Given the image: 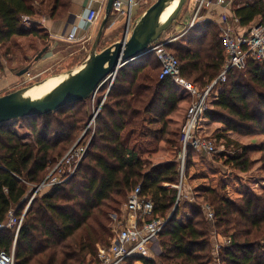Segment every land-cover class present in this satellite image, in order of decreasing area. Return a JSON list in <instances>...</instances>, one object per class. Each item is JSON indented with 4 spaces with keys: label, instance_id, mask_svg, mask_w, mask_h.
I'll return each instance as SVG.
<instances>
[{
    "label": "trees",
    "instance_id": "obj_1",
    "mask_svg": "<svg viewBox=\"0 0 264 264\" xmlns=\"http://www.w3.org/2000/svg\"><path fill=\"white\" fill-rule=\"evenodd\" d=\"M70 2L56 0L48 11L54 18L58 12L66 13ZM34 3L0 0V49L6 47L0 54V71L10 56L8 46L21 37H37L45 43L43 49L49 48L44 30L35 25L26 28L23 23V17L37 18ZM233 14L241 27H248L259 16L264 20V3L237 8ZM166 48L179 61L181 77L202 91L218 78L225 62L219 29L209 20L198 21ZM162 68L150 52L122 67L109 91V83L101 87L98 94L107 95L106 101L96 117L84 159L68 181L40 191L27 211L34 187L47 181L77 133L89 127L91 118L83 108L90 99L50 115L0 125V225L11 212L21 219L26 211L18 233L16 228L0 231V251L11 253L16 246L15 264H85L88 256L96 255L98 244L112 241H108L111 229L107 213L138 186L155 203L154 217L170 216L177 190L165 185L180 181L178 155L186 109L180 118L173 116L193 97L171 78L160 79ZM206 118L222 123L226 133L264 137V63L250 61L245 69L230 71ZM148 123L161 124L152 137L160 144L154 150L131 143L134 136L148 137ZM20 125L34 141L15 131ZM226 144L234 146L233 153H223L219 160L230 171L188 149L185 177L196 200L189 208L191 215L186 217L187 212L181 210L185 205L176 208L160 235L159 261L150 256L141 258L142 264H211L214 230L231 240L221 249L219 263L214 264H264V193L258 196L245 191L235 175L236 171H252V156L259 152L264 179V141L252 149L230 139ZM159 151L165 152L166 161L153 165L152 158ZM205 204L214 210V225L204 215Z\"/></svg>",
    "mask_w": 264,
    "mask_h": 264
},
{
    "label": "built area",
    "instance_id": "obj_2",
    "mask_svg": "<svg viewBox=\"0 0 264 264\" xmlns=\"http://www.w3.org/2000/svg\"><path fill=\"white\" fill-rule=\"evenodd\" d=\"M107 1L104 0L102 9L96 13L93 19L87 22L90 30L100 23ZM154 1L114 0L110 25L115 26L120 19H125L127 23L124 30L126 33L130 32L133 28L136 8L141 10V8L148 7ZM259 1L264 3V0H195V11L186 29L179 35L162 38L149 50V53H155L163 66L160 79L171 78L175 83L185 87L193 97V103L188 109L183 126L181 151L178 155L181 180L176 185H165L167 188L177 190L178 202L182 196L183 185L187 183L185 171L188 149L193 148L204 155H212L217 152L215 140L202 136L200 131L203 128V120L206 117V113L211 109L214 99L219 95L220 86L227 81L230 71L243 70L250 61L264 63L263 18L259 16L248 27H241L238 18L233 14V10ZM200 20H209L216 24L225 53V62L220 75L202 92L197 86L181 77L179 61L166 48L168 44L186 35ZM23 23L26 28H31L36 22L29 17H23ZM68 39L70 41L76 40V31L69 34ZM29 74L26 75L30 76ZM1 80L2 75L0 73ZM113 83L114 79L110 80L109 88L112 87ZM98 114L99 110L94 114L93 122L88 128L93 129V126L95 127V119ZM79 142L66 153L53 172L50 173L47 181L40 186L34 187L35 192L29 200L26 211L40 191L47 187L64 183L72 177L89 148V144L81 145ZM56 172L57 174H55ZM154 212L155 203L153 200L142 194V186L136 187L127 197V202L122 210V217L115 216L110 222L109 227L114 235L111 243L102 245L94 262L85 264H142L141 258L153 255L160 243L161 233L173 216L172 212L166 219L154 217ZM204 212L208 219L214 220L215 213L210 205H205ZM24 215L21 219H17L11 212L8 220L0 225V231L16 228L18 233L22 226ZM230 243L231 240L227 244ZM15 248L14 244L11 253L0 251V264H15Z\"/></svg>",
    "mask_w": 264,
    "mask_h": 264
},
{
    "label": "rangeland",
    "instance_id": "obj_3",
    "mask_svg": "<svg viewBox=\"0 0 264 264\" xmlns=\"http://www.w3.org/2000/svg\"><path fill=\"white\" fill-rule=\"evenodd\" d=\"M156 1V0H155ZM154 1V2H155ZM154 2L150 3V5H148V7H144L143 9L141 8H136L135 10V17L133 20V26L134 24L137 22L138 18L140 17V15L147 9L149 8ZM37 3H41V2H35L34 4L39 6V4ZM53 3V1L50 3H47V6L49 7L51 4ZM41 6V4H40ZM39 8V7H38ZM45 8V7H44ZM195 11V0H188L184 10L182 11L179 19L175 22V24L166 32V36L170 37V35L172 36H176L179 35V33H181L182 31H184L186 29V25H187V21H189V19L191 18V16L193 17V12ZM234 11V10H233ZM220 12V11H218ZM105 11L102 14L103 16L100 23L97 24L94 27V30H92V33H90V38L86 41V42H80L79 44H75L74 47H69L68 49L70 50V52H66L69 56L67 57V59H59V60H55L52 61L49 64H46L45 66H43L42 68H38L36 66V63H34L32 65V59L40 52L41 49L44 48H39L40 45L38 44V42L34 39H31L25 43L22 42H18V43H11L8 47H10V56L9 58H6L4 63V69L0 71L1 75H2V80L0 81V83H2V81H4L1 85H0V96L6 95L8 93L14 92L18 89H21L23 87H26L28 85L40 82L46 78H49L51 76L57 75V74H61V73H65L69 70H71L72 68L80 65L88 56L92 45L95 41L96 35L98 33V30L100 28L101 22L103 20ZM211 18V17H209ZM37 19V18H36ZM34 19V20H36ZM184 19V21L182 22V20ZM212 19V18H211ZM215 19V18H213ZM127 21L125 19H120L115 26L108 25L107 30L105 31V34L101 40L100 46H99V50L105 49L108 46H110L111 44L121 40L123 38V35L125 33V26H126ZM36 25V24H35ZM171 36V37H172ZM41 40V39H40ZM19 45L20 47H14L16 45ZM37 47L38 49L35 50L34 52H31L28 48H33V47ZM14 47V48H13ZM36 49V48H35ZM4 51H6V47L0 49V54H3ZM26 52V53H25ZM15 54V55H14ZM27 58L25 55H27ZM17 55V56H16ZM23 55L25 56L24 60H23ZM16 58V60H15ZM15 60V61H14ZM27 60V62H26ZM30 67V70L26 73H30L28 75L24 74L23 76H18L17 74L22 71L23 69ZM31 78V80H30ZM184 79V78H183ZM185 80V79H184ZM187 81V80H185ZM189 82V81H187ZM110 84V81L107 82ZM191 83V82H189ZM193 84V83H191ZM195 85V84H193ZM185 88V87H184ZM186 89V88H185ZM110 90V88L108 89V91ZM200 90V89H199ZM202 92V90H200ZM108 93V92H107ZM103 93H96V95L90 99L87 103H86V107L83 108L84 111H87L89 117L92 119L94 118V114L96 113L97 110H101V107L103 106V104L106 101V96H103ZM212 99V98H211ZM99 101H101V103H99ZM193 103V99H191V101L189 102H185L182 104V110L180 112V114L178 113L177 115H174L173 118H180L181 113L185 112L186 109V114H187V110L189 109V107L191 106V104ZM212 109V106H211ZM208 120V119H207ZM96 122V119H95ZM39 125L40 122H39ZM223 125L220 122H214V121H210L208 120V123H206V126L204 127L203 130L200 131V133L202 134V136L204 137H209L211 140H215V146L217 149V152L212 154V155H205L206 159L208 160L209 163L213 164L214 166L218 167L219 169H222L224 171H230L228 167L223 166L222 161L219 160V157L221 154L223 153H228L231 154L233 153L234 150V146H230V148L227 146V141L233 140V141H237L239 143H251L250 149L252 148H257L260 144H258L261 140V138L259 137V135H257L258 137H255V135H239L237 133L235 134H229L225 132V128H220ZM172 128H175V126H171ZM224 127V126H223ZM147 128L146 129V134L148 135V137L146 138H140L137 136H134L131 139V143L132 145L134 144H138L139 148H143L146 147V149H150V150H154L156 148H158V144L159 142L155 141L154 138V132L157 129L161 128V124L160 123H152V124H147ZM15 131L17 133H19L20 135H25L28 138V141H34L35 138L28 132L27 128H25L23 125L20 126H16ZM176 129V128H175ZM95 127L93 126V129L88 128V126H86L85 128H83L81 131H79L77 133V137L70 143L69 145V149L68 151L75 145L77 144L78 141H80L79 143L81 145H86L91 143V135L92 132H94ZM145 132V131H144ZM151 140H154L151 144H148ZM242 141V142H241ZM164 145V144H163ZM163 145H161V147H164ZM243 145V144H242ZM258 155V156H256ZM261 155V154H260ZM254 157H259V154L254 153L252 158ZM153 161V165H158L159 163H163L165 162V152L164 151H159L158 155H156V157L152 158ZM159 161V162H158ZM258 165V161L255 162V167L252 171L248 172V173H241L239 171L235 172V175L237 176V178L239 179L243 189L245 191H252L253 193H261V186L258 187L261 183V180L263 178H261V170L257 167ZM54 170V169H53ZM53 170L50 171V173L53 172ZM179 173H180V166H179ZM50 175V174H49ZM181 178V177H180ZM186 179V177H185ZM181 180V179H180ZM187 183H184L183 188H182V196L180 201L178 202V194H177V200L175 202V206L176 208L178 207H183V212L186 211V217H189L190 211L189 208L192 204H194L196 202H194V197H193V187L189 185L188 180L186 179ZM44 190V189H43ZM128 197V196H127ZM127 202V198H125V200L122 201V204L118 207L116 206L114 210H110L107 215L110 219V222L113 220V218L115 216L117 217H122V210L124 208L125 203ZM178 202V203H177ZM193 202V203H192ZM205 205H209V204H205ZM205 205H203V210ZM175 207L173 208V214L174 211L176 209ZM171 212V213H172ZM205 217L207 220L210 221V223L212 225H214V220H210L207 218L206 213H204ZM109 222V225H110ZM213 230H214V226ZM110 237L108 238V241H110L113 238V233L110 230ZM230 240L229 237L225 236V235H219L215 230L213 231V254L214 256V260L211 264H214L215 262H217V258H219L220 256V251L223 247H225L228 241ZM102 245H106V244H98L97 245V251H96V255L99 251V248ZM212 253V251H211ZM154 255H152V257L159 261V256L162 254V247L161 244L159 243L157 248L155 249V251L153 252ZM96 255H94L93 257L88 256L87 260L85 263H89V262H94V260L96 259ZM219 263V260H218Z\"/></svg>",
    "mask_w": 264,
    "mask_h": 264
},
{
    "label": "water",
    "instance_id": "obj_4",
    "mask_svg": "<svg viewBox=\"0 0 264 264\" xmlns=\"http://www.w3.org/2000/svg\"><path fill=\"white\" fill-rule=\"evenodd\" d=\"M187 2L188 0H156L140 15L132 30L124 33L121 40L99 50L113 11L114 0H108L103 20L86 59L65 73L0 96V125L24 118L50 115L67 105L92 99L101 87L116 79L122 67L149 53L150 48L161 40L179 19ZM171 7H173L171 13L163 19ZM48 49L40 51L34 57L32 65L40 61ZM30 67L31 65L17 75L23 76ZM51 78L62 80L48 94L40 98L27 95L30 90ZM92 122L93 118L89 125Z\"/></svg>",
    "mask_w": 264,
    "mask_h": 264
},
{
    "label": "crops",
    "instance_id": "obj_5",
    "mask_svg": "<svg viewBox=\"0 0 264 264\" xmlns=\"http://www.w3.org/2000/svg\"><path fill=\"white\" fill-rule=\"evenodd\" d=\"M49 1L51 3L52 1L55 2L56 0H35V2H41L40 3L41 6L39 3H37L39 4V6L36 5V8L38 9L39 12L37 13L38 14L37 19L35 18L36 19L35 27L38 29L44 30V32L49 36V42H50L49 49L47 50L44 57L40 61L35 62L38 68H42L46 64H49L55 60L65 59V58L67 59V57L70 55L66 53V52H70V50L68 49L69 47H74L75 44H79L80 42L81 43L86 42L90 38L89 36H90V33H92V30H94V28L90 30V26L88 25L87 22L90 19L94 18L96 13L102 9V4H104V0H71L67 8V12L63 14L61 13V15L58 12L55 14V17L53 18L52 13L48 11V6L46 8V5L47 3H49ZM191 19H192V16L189 19V21H187L186 26H188ZM183 21L184 19L182 20V22ZM75 31H76L77 39L74 41H70L68 39V36L69 34ZM171 36L172 35H170V37ZM163 38H168V36H166L165 34ZM31 39H34L38 42V44L40 45L39 47L40 49L43 48V46L45 45V43H43L42 40L34 36L21 37L18 39V42L25 43ZM26 49H29L31 52H34L38 48L34 46L33 48L27 47ZM25 56L27 58L28 54ZM25 56L23 55V60ZM3 82L4 81H2V83ZM2 83H0V85ZM206 123H208V120L205 117V119L203 120L202 130L206 126ZM220 126H222L220 128H225L223 127L224 125H220ZM229 134L232 135L235 133L230 132ZM255 137H258V136L255 135ZM259 137L261 138L260 139L261 141L258 144H261L264 141V137L262 135H259ZM251 143L252 142L250 143L242 142L241 144H243L244 146H250ZM256 153L259 154V157H254L253 160L255 162L258 161L257 166H260V167H257V169L258 168L261 169V162H260L261 155L259 152H256ZM260 183L261 184L258 187L261 186L260 189L262 191L261 193H258V192L256 193V195L258 196L264 193V179H262Z\"/></svg>",
    "mask_w": 264,
    "mask_h": 264
},
{
    "label": "bare ground",
    "instance_id": "obj_6",
    "mask_svg": "<svg viewBox=\"0 0 264 264\" xmlns=\"http://www.w3.org/2000/svg\"><path fill=\"white\" fill-rule=\"evenodd\" d=\"M173 7H171L164 15L163 19H165L172 11ZM62 80V78H51L48 81H46L44 84L37 86L30 90V92L27 94L29 97L32 98H40L48 94L50 91H52Z\"/></svg>",
    "mask_w": 264,
    "mask_h": 264
}]
</instances>
